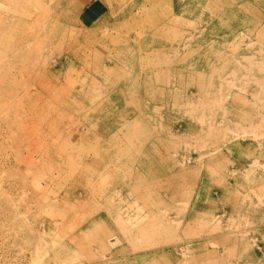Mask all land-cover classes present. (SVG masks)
<instances>
[{"label": "rangeland", "instance_id": "rangeland-1", "mask_svg": "<svg viewBox=\"0 0 264 264\" xmlns=\"http://www.w3.org/2000/svg\"><path fill=\"white\" fill-rule=\"evenodd\" d=\"M0 264H264V0H0Z\"/></svg>", "mask_w": 264, "mask_h": 264}, {"label": "bare ground", "instance_id": "bare-ground-1", "mask_svg": "<svg viewBox=\"0 0 264 264\" xmlns=\"http://www.w3.org/2000/svg\"><path fill=\"white\" fill-rule=\"evenodd\" d=\"M161 3V2H160ZM162 4V3H161ZM169 15H171L169 12L167 13V14H165V15H163L162 16V18H164V19H166V18H168V16ZM173 23H174V21H173ZM163 26H166V25H163ZM169 27H172V26H169ZM174 30V29H173ZM114 85H118V82H116V83H114ZM119 85H120V83H119ZM112 100V98H109V99H107L106 100V102H104V104L103 105H108L109 103H110V101ZM126 127L125 128H128V126L127 125H125ZM144 135V134H143ZM143 135H140V136H143ZM128 137H130L131 138V135L130 134H128L127 135ZM142 138H145V137H142ZM114 236V235H113ZM111 237V239L109 240V242H110V245H113V247L114 246H117L119 243H120V241H119V239L117 238V237ZM122 244V243H121Z\"/></svg>", "mask_w": 264, "mask_h": 264}]
</instances>
